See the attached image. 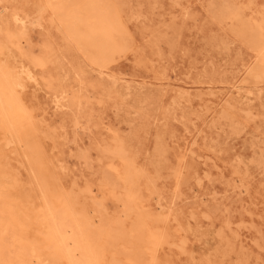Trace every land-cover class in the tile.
Returning <instances> with one entry per match:
<instances>
[{
    "label": "rangeland",
    "instance_id": "rangeland-1",
    "mask_svg": "<svg viewBox=\"0 0 264 264\" xmlns=\"http://www.w3.org/2000/svg\"><path fill=\"white\" fill-rule=\"evenodd\" d=\"M262 54L264 0H0V59L39 82L7 91L10 198L74 203L93 264H264Z\"/></svg>",
    "mask_w": 264,
    "mask_h": 264
},
{
    "label": "bare ground",
    "instance_id": "bare-ground-1",
    "mask_svg": "<svg viewBox=\"0 0 264 264\" xmlns=\"http://www.w3.org/2000/svg\"><path fill=\"white\" fill-rule=\"evenodd\" d=\"M14 19L23 28H26L30 22L27 16H20L17 13L14 14ZM262 55V59L264 60V54ZM99 69L101 75H106L113 82L121 81L120 77L112 72L110 73L102 66H99ZM255 75L259 79H264V71L256 72ZM27 81L35 87L39 85L36 73L30 66L24 63L11 65L3 58L0 59V134L4 136L6 145H24L27 143L23 139V135L16 131L18 125L13 119L9 118L7 112L9 106L7 91L11 90L15 95H18L19 92L25 89ZM236 89L239 95L252 99L253 92L249 88L238 85ZM17 99L19 100V97ZM53 102L58 109L70 107L65 90H61L58 94L54 95ZM81 107H84L83 104L78 102L77 108ZM27 118L30 121L33 120L31 115H28ZM76 124H79V121ZM125 142V139L116 136H110L106 139L101 138L100 140L106 152L120 153L122 155H125ZM0 151L3 150L0 149ZM32 172H34L33 168ZM5 178L6 173L2 171L0 164V264H93L91 244H89L90 240L88 241L85 237V220L78 216V212H76L73 206L74 203L72 204L70 200H67L62 195L63 197H59V200L45 199L46 206L44 208L42 206L43 211L41 210L42 212L37 213L35 216L23 213L17 203L14 204L10 198L9 189L5 186ZM129 178L132 179L131 176ZM51 183L53 184V180ZM8 184L10 185V182ZM131 186L133 187V185ZM40 191L42 192L43 190ZM134 196L133 194L132 198ZM86 222H88L87 229H90V221L86 219ZM89 233L90 231H88ZM89 237L91 239V235ZM97 254L99 255V253Z\"/></svg>",
    "mask_w": 264,
    "mask_h": 264
}]
</instances>
